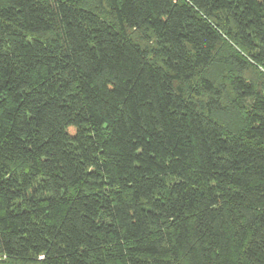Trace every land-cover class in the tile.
<instances>
[{
    "label": "trees",
    "instance_id": "obj_1",
    "mask_svg": "<svg viewBox=\"0 0 264 264\" xmlns=\"http://www.w3.org/2000/svg\"><path fill=\"white\" fill-rule=\"evenodd\" d=\"M0 264H264V0H0Z\"/></svg>",
    "mask_w": 264,
    "mask_h": 264
}]
</instances>
